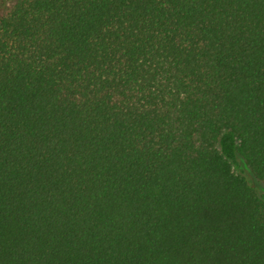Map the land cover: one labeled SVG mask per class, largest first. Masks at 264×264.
<instances>
[{
    "label": "trees",
    "instance_id": "obj_1",
    "mask_svg": "<svg viewBox=\"0 0 264 264\" xmlns=\"http://www.w3.org/2000/svg\"><path fill=\"white\" fill-rule=\"evenodd\" d=\"M264 0H0V264H264Z\"/></svg>",
    "mask_w": 264,
    "mask_h": 264
},
{
    "label": "rangeland",
    "instance_id": "obj_2",
    "mask_svg": "<svg viewBox=\"0 0 264 264\" xmlns=\"http://www.w3.org/2000/svg\"><path fill=\"white\" fill-rule=\"evenodd\" d=\"M241 165L244 167V169H246L247 174L249 175V177L256 183L258 191L259 192H263L264 193V183L259 181L258 179H256L253 174L251 173V171L248 169V167L244 164L243 160H240Z\"/></svg>",
    "mask_w": 264,
    "mask_h": 264
}]
</instances>
